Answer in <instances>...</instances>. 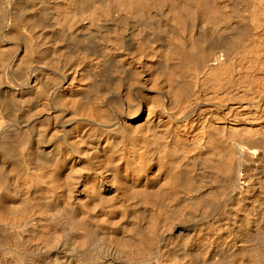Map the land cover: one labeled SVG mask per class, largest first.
<instances>
[{
	"label": "bare ground",
	"instance_id": "1",
	"mask_svg": "<svg viewBox=\"0 0 264 264\" xmlns=\"http://www.w3.org/2000/svg\"><path fill=\"white\" fill-rule=\"evenodd\" d=\"M0 264H264V0H0Z\"/></svg>",
	"mask_w": 264,
	"mask_h": 264
}]
</instances>
